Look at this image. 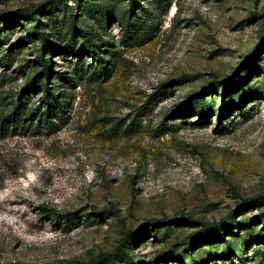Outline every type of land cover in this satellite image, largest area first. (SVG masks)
Listing matches in <instances>:
<instances>
[{
    "label": "rangeland",
    "instance_id": "obj_1",
    "mask_svg": "<svg viewBox=\"0 0 264 264\" xmlns=\"http://www.w3.org/2000/svg\"><path fill=\"white\" fill-rule=\"evenodd\" d=\"M45 84L0 123V264H264V0H0V119Z\"/></svg>",
    "mask_w": 264,
    "mask_h": 264
},
{
    "label": "trees",
    "instance_id": "obj_2",
    "mask_svg": "<svg viewBox=\"0 0 264 264\" xmlns=\"http://www.w3.org/2000/svg\"><path fill=\"white\" fill-rule=\"evenodd\" d=\"M59 3L66 4V0H59ZM53 8H54V4L51 1H46V2L38 5L37 7H35V9L31 11V16L34 17L36 22H41L40 18L42 16V14L47 15V14L51 13V10ZM69 10L72 14V9L69 8ZM42 11L45 13H42ZM71 21H72V23H74V16H71ZM40 38H41V42H42V48H41L40 54H39V61L43 67V70L40 73L47 74L49 71V66L47 65L46 59L43 56V52L45 50V45H46L45 43H47L45 33L41 32ZM262 42L263 41H261V43ZM257 46H258V44H257ZM97 57H98V61H97V64L95 66V69L99 74H101L102 76L107 78L109 75L110 69L106 66V62L102 58H100V56H97ZM34 81H35V79H32V81L30 83L31 86H35ZM42 89H43L42 99L44 100V104H45V109L43 111H40V107H35L34 109L26 111L24 108L21 109V107H22L21 105H17L12 110L11 113L5 115L4 117H1L0 123H2V124L3 123H13V122H16L18 120V118L25 121L26 119L31 118L34 114H38V117L40 118V120L43 119L45 121H49L54 114H56L59 111H63V107H64L63 101L62 102L58 101L59 96L50 94L46 84L43 86ZM19 113H20V115H19ZM25 114H26V116H24ZM18 116H21V117H18ZM71 264H97V261H89L86 263L72 261Z\"/></svg>",
    "mask_w": 264,
    "mask_h": 264
}]
</instances>
